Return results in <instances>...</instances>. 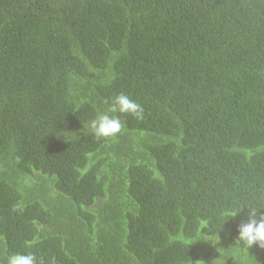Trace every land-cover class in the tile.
Returning a JSON list of instances; mask_svg holds the SVG:
<instances>
[{
  "label": "trees",
  "instance_id": "trees-1",
  "mask_svg": "<svg viewBox=\"0 0 264 264\" xmlns=\"http://www.w3.org/2000/svg\"><path fill=\"white\" fill-rule=\"evenodd\" d=\"M121 92L144 118L96 138ZM245 206L264 0H0V264H264L234 239Z\"/></svg>",
  "mask_w": 264,
  "mask_h": 264
},
{
  "label": "clouds",
  "instance_id": "clouds-1",
  "mask_svg": "<svg viewBox=\"0 0 264 264\" xmlns=\"http://www.w3.org/2000/svg\"><path fill=\"white\" fill-rule=\"evenodd\" d=\"M117 113L131 115L137 120L144 118V108L141 104L131 99L126 93H117L112 97L108 110L98 114L89 122V129L96 138H116L121 133L124 124L120 116L115 115ZM245 207L248 211L245 213V219L236 225L237 235L234 239L247 250L253 246L264 248V213L258 211L259 207ZM6 264H38V261L31 252H16L7 256ZM39 264H43V261L41 260Z\"/></svg>",
  "mask_w": 264,
  "mask_h": 264
}]
</instances>
